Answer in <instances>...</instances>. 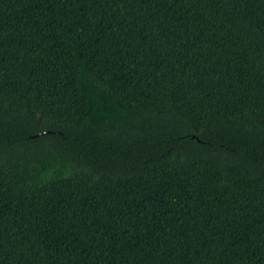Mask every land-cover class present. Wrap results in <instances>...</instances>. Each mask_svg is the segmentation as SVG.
Listing matches in <instances>:
<instances>
[{"label": "trees", "instance_id": "trees-1", "mask_svg": "<svg viewBox=\"0 0 264 264\" xmlns=\"http://www.w3.org/2000/svg\"><path fill=\"white\" fill-rule=\"evenodd\" d=\"M0 264H264V0H0Z\"/></svg>", "mask_w": 264, "mask_h": 264}, {"label": "water", "instance_id": "water-1", "mask_svg": "<svg viewBox=\"0 0 264 264\" xmlns=\"http://www.w3.org/2000/svg\"><path fill=\"white\" fill-rule=\"evenodd\" d=\"M47 131H41V132H39L37 135H40V134H44V133H46Z\"/></svg>", "mask_w": 264, "mask_h": 264}]
</instances>
